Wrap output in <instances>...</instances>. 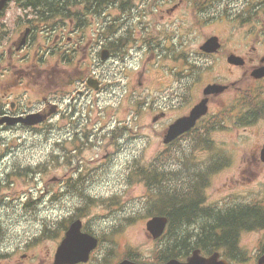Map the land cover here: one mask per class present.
Listing matches in <instances>:
<instances>
[{"label": "flooded vegetation", "instance_id": "1", "mask_svg": "<svg viewBox=\"0 0 264 264\" xmlns=\"http://www.w3.org/2000/svg\"><path fill=\"white\" fill-rule=\"evenodd\" d=\"M216 2L232 9L231 21L247 26V31L241 34V41L247 43L244 53L233 52L229 43L221 41L223 23L209 27L192 17L193 0H0V229L11 227L10 220L2 219L1 208L7 206L6 200L14 198V184L24 177L17 171V161L7 159L6 152L21 146V152L26 153L28 139L24 138L44 135L45 139L56 118L61 121L64 116H89L85 112V99L82 100L89 95V90L106 93L108 88L115 87L126 103H133L130 108L133 115L160 116L154 123H164L159 127L163 135L171 119L168 116H174L172 120H175L177 116L187 115L202 98L205 85L216 80L195 82L197 85L184 79L161 82L152 85V96H145L146 82L157 81L147 74L153 67L170 72L182 68L188 72L211 59L212 66L217 62L221 64L217 72L241 73L252 89L264 84V77L256 79L250 75L264 65V0H198V10L212 7L201 20L219 21ZM192 35L204 40L217 37L221 41L220 48L209 53L194 51L189 48ZM231 55L240 56L241 62L230 61ZM112 72H123L126 78L118 80V84H107L113 79ZM134 76H137V88L128 87L127 82ZM233 79L230 83L234 85L237 82ZM224 93L209 96L208 112L204 116H224ZM253 105L251 98L249 106L253 108ZM235 108L237 114L233 116H241L240 100ZM263 109L264 102L257 105V111ZM245 114L254 115L253 110ZM76 127L67 132L72 130L71 135H77L85 132L88 125L77 121ZM88 131L89 136L95 133L93 129ZM192 132L183 133L164 147L175 152L178 143ZM60 143L63 146L59 151V180L63 190L66 177H72L77 169L86 168V163L76 151L68 156L64 140ZM260 147L259 143L253 146L250 162L255 165L260 164L256 157ZM225 188L226 185L221 184L216 192L221 193ZM208 199L207 196L204 204ZM213 201L220 207L223 199L216 197ZM217 215L218 210L216 213L204 210L199 216L202 222L194 221L193 229L210 226L212 220L216 221V227L212 225L213 233L220 234ZM249 215L248 232L252 235V209ZM205 244L212 248L217 246L212 241ZM212 252L201 253L207 256ZM219 252L220 258H225L229 264H256L259 260L264 264V258L260 259L264 257L262 242L253 248L251 242L249 247L228 246Z\"/></svg>", "mask_w": 264, "mask_h": 264}, {"label": "rangeland", "instance_id": "2", "mask_svg": "<svg viewBox=\"0 0 264 264\" xmlns=\"http://www.w3.org/2000/svg\"><path fill=\"white\" fill-rule=\"evenodd\" d=\"M214 6L215 12L218 13L222 4H220V2H216L214 3ZM211 10L212 7H207L205 10H197L192 14V17H201L205 15L207 11L210 12ZM223 29L224 32H226L227 27L223 25ZM243 30L245 31L246 27L237 26L234 30L228 33L236 34L239 32L238 36L234 35L231 41H226L229 43L231 50L238 54L244 53V51L247 49V43H243L241 41V32ZM200 39H202V37H197L196 40H192L191 43H189V48L196 49L198 43L200 44ZM163 63H167V61H164ZM220 65V62H218L215 68L220 69ZM103 74L105 75V72H103ZM110 74L113 76V79H110L107 84H118V80H123L126 78L123 72H112ZM147 74L148 76L154 77V79L162 78L165 80L167 77H170V72H165L164 69L159 66L153 67ZM215 74L216 72L208 67L207 69H204L197 75L193 76L190 80L196 78L198 79V82H202L214 78ZM222 74L226 75L224 72L220 73V75ZM222 77L223 76L220 78ZM136 79L137 76L130 77V80L127 82L128 87H136ZM146 83L147 87H145V96H152V85H158L160 82H151L150 80ZM118 91L119 90H117L115 87H113V89L108 88L106 93L104 91L97 93L95 91L89 90V95L82 98V100L85 99L87 105L85 112L89 115L84 116V118L87 119L84 124H87L89 128L94 129L96 133L100 134L94 139L97 143V146L93 147L92 150L86 149V151L83 152L84 156L93 160L91 167L101 165L100 168L90 169L93 170L92 172L95 179L90 187V192L96 196H114V198L111 200L95 202L89 206V213L82 220L88 227H91V229L108 230L111 225H120L124 216L122 213L124 211L127 212L128 209H136V207L140 205L141 201L146 196V187L143 183L139 182V180H134L128 184L127 179L130 177L132 166L128 168L127 164H125L127 160L124 159L121 163L119 159L122 157V155H119L117 158H112V156L118 155L117 150L120 149V144L125 146V148L130 149L127 153V157L132 154L131 150H135L139 155H142V157L148 158L149 156H153L157 153L156 147L160 140L158 137L159 132L156 130L159 126L156 125L153 131L150 129L149 116L133 115L130 112V108L132 107L133 103H126ZM230 98L231 94H226L225 101L229 100ZM117 120H121L120 124H124L132 130L115 128ZM65 122L67 123L68 120ZM112 122L113 125L111 124ZM261 129L262 123L260 124V121L253 124L252 128L249 127L246 130L240 128L238 132H234L238 135V141L230 133H223V131H219L214 136L213 143H215L216 140L221 145H223L222 142L227 140L231 142L230 144L232 147H235L234 152H236V154H233L242 157L243 165L241 166V169H244L246 166H251L252 175H249L246 172H244V174L242 172L239 173L237 168L238 164H236L233 167L227 169L223 175L213 181L215 184H213V188L210 189V194L214 192V188H216V182L223 180L225 177L232 176L233 180L231 183L230 181L228 182V185H231V189H226V194L229 192L238 195L239 197H248L250 194H256L259 197L264 196V166L261 168L260 165H255V162H250V156L252 153L250 152L251 147H253L254 144H256L259 140ZM110 132H116V138L112 137ZM134 132L138 133L136 134ZM134 135H136L135 138L133 137ZM37 138L39 140L43 139L42 137ZM232 141H234L235 144H233ZM242 145H246V147ZM239 147L242 150H240ZM45 148L46 147L44 144H41L40 141H36L33 151H36L37 153H44ZM199 151L200 149L198 147H194V150L192 149V152H190L188 155L186 164L191 168V170L187 171L185 174L187 181L191 180L197 174V172H200L199 166L197 164L202 161L204 156L202 154L203 152ZM242 152H246V154H242ZM107 153V157L102 158L104 154ZM233 154H229L228 156L233 157ZM19 156L21 158L24 157L22 153H19ZM222 161L227 164V154L222 159ZM257 172H259V174L255 179L254 175ZM58 173L59 172L55 167L52 168L49 170L46 179L42 183L32 184L28 186L27 189L32 190L33 194L37 195L38 188L42 187V189H44L45 185H47L51 197V195L55 193L59 187V182L57 179ZM156 188L158 190L160 189L158 187ZM163 192L167 194L171 192V189H169V191L163 189ZM54 199L57 200L56 197ZM76 200V198L70 197L68 195L64 201H53V204H49L48 207H46L44 203L46 204L47 201L43 197V203L40 205V208L35 211L36 214L32 213L27 218V220H21V223L17 221L15 227L11 231L2 234V241L5 240L6 249L2 248L0 250V254L2 255V258H0V264L51 263L54 250L62 235V232L59 234L58 230V228H60L58 227L57 223V219L60 218L58 216L61 215L62 217L61 212L65 211L67 208H69L67 212H70L74 207V201ZM62 206L64 207L63 211L61 208ZM19 213L20 211L18 210L17 214ZM139 214H142V216L145 215V210H140ZM66 215L68 214L66 213ZM17 219H19V217H17ZM145 221V217H138L134 221L124 225L121 229L118 228V233H116L112 238V256L115 254L113 261H118V259H120L126 252L128 247L137 249L139 256L143 258H148L152 255V250H154V247H156L157 244H155V240L147 235ZM43 222L45 225L44 228H42ZM45 227H48L49 229L53 228L54 230L50 233V231L46 230ZM165 239L166 237L163 239V241H165ZM251 242L252 248L256 246L257 243L264 242V233L257 231L252 232V235L250 233H243L239 238V243L244 247H249ZM24 253L28 255L26 258L27 261H19L21 260V255Z\"/></svg>", "mask_w": 264, "mask_h": 264}, {"label": "water", "instance_id": "3", "mask_svg": "<svg viewBox=\"0 0 264 264\" xmlns=\"http://www.w3.org/2000/svg\"><path fill=\"white\" fill-rule=\"evenodd\" d=\"M209 43L212 40L208 41ZM257 76H261L264 74V68H261L256 71ZM205 111L204 106L201 104L197 105L193 111L192 116H187L180 118L173 126H171V131L168 134L167 139L174 137L184 129L190 127L194 124L195 120ZM262 158L264 159V149L262 150ZM165 218L162 217H154L147 221L146 227L149 230L153 237L159 236L164 227ZM80 221H75L71 224L70 228L65 234L64 239L57 247L55 253V262L54 264H73L79 261H86L88 258V254L96 245V240L87 234H83L80 232ZM215 255L206 259L198 256L197 253H193L191 257L184 263L179 262L177 260H169L166 263L162 264H225L222 261H216ZM117 264H156V263H143V262H134L130 260H123Z\"/></svg>", "mask_w": 264, "mask_h": 264}, {"label": "trees", "instance_id": "4", "mask_svg": "<svg viewBox=\"0 0 264 264\" xmlns=\"http://www.w3.org/2000/svg\"><path fill=\"white\" fill-rule=\"evenodd\" d=\"M185 196V195H183ZM167 206H162L164 209L163 210H160L159 213H164L166 214L170 219H172V221H175V226H176V231L175 233H172V238L171 240L168 241L167 245L165 246V253L162 255V258H169V257H176L178 255H181V250L182 247H184V245H186L189 242H191V239H190V236L192 238V234L188 232H186L184 230L185 226L188 224V229L190 230L192 227H190V225H193V222L196 221L198 222L199 220L201 221L202 218H200L199 216L200 213L198 211H195L196 210V207H195V204L193 203H187L185 202V200L183 201H180V204L178 206V213L176 215V212L175 214L173 215L170 214V205H171V201H170V205H169V202H166L165 203ZM155 205H151L149 208H148V211H152L153 212V208H154ZM83 209H78V213L76 215H80L82 212ZM249 214H247V212L245 211H239L238 214H236V216H234V220L235 221H224L223 222V229L226 231V229H230L231 231L234 229L233 226H236L234 224H236L238 222V224L241 226V227H244V226H247L248 225V222H249ZM228 216L226 215L225 216V219L227 218ZM256 216L253 214L252 215V219H254ZM258 219V218H256ZM190 220V221H188ZM232 220V219H231ZM188 221V222H187ZM237 224V225H238ZM222 227V226H221ZM213 229L210 227V231H208L210 234H212V231ZM199 231V230H197ZM234 231V230H233ZM169 235H170V232H169ZM226 235H229L226 233ZM194 237V236H193ZM188 240V241H187ZM223 240V239H222ZM226 240L230 241V236H228L226 238ZM128 257L130 258H135L137 257L136 254H130L128 255Z\"/></svg>", "mask_w": 264, "mask_h": 264}]
</instances>
